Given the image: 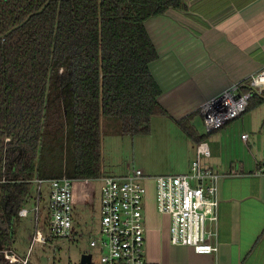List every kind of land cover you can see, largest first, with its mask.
I'll use <instances>...</instances> for the list:
<instances>
[{"label": "trees", "instance_id": "trees-1", "mask_svg": "<svg viewBox=\"0 0 264 264\" xmlns=\"http://www.w3.org/2000/svg\"><path fill=\"white\" fill-rule=\"evenodd\" d=\"M169 8L186 5L0 0L1 249L13 244L31 180L102 176V117L120 135H149L152 117L170 118L149 71L157 53L144 26ZM263 101L264 92L255 94L245 111ZM197 114L174 120L194 146L208 135L194 127ZM0 264H9L3 255Z\"/></svg>", "mask_w": 264, "mask_h": 264}, {"label": "crops", "instance_id": "crops-1", "mask_svg": "<svg viewBox=\"0 0 264 264\" xmlns=\"http://www.w3.org/2000/svg\"><path fill=\"white\" fill-rule=\"evenodd\" d=\"M183 2L184 10L169 8L144 22L157 53L149 64L160 88L157 99L174 125V120L198 111L207 99L246 81L264 67V0ZM198 117L192 123L203 133L197 128ZM242 134H247L246 139ZM204 141L210 156L203 159V165L222 175L213 239L218 251L196 254L188 247L171 245L169 218L156 211L153 187L148 183L146 263L264 264V101L244 111L227 127L211 132ZM156 143L170 145L165 137ZM191 147L194 150L193 144ZM149 190L151 216L147 211ZM76 210L73 195V225Z\"/></svg>", "mask_w": 264, "mask_h": 264}, {"label": "built area", "instance_id": "built-area-1", "mask_svg": "<svg viewBox=\"0 0 264 264\" xmlns=\"http://www.w3.org/2000/svg\"><path fill=\"white\" fill-rule=\"evenodd\" d=\"M262 92L264 67L246 81L207 99L198 110L203 133L210 134L238 118L249 100ZM246 137L247 134L241 135L243 139ZM194 154L188 171L182 174L149 177L137 169L122 176L100 177L99 236L89 241V246L97 248L99 255L96 263L91 257L90 264H147L144 220L148 183L153 187L156 211L169 218V243L188 247L196 254L217 253L218 243L213 239L222 175L202 164L210 156L205 141L194 146ZM30 182V197L17 215L20 218L31 215L35 229L24 254H18L12 247L0 248V255L9 264H31L35 243L44 244L50 238L70 240L74 236L72 180L61 176L34 178ZM43 225L47 228L44 234L40 230Z\"/></svg>", "mask_w": 264, "mask_h": 264}, {"label": "rangeland", "instance_id": "rangeland-1", "mask_svg": "<svg viewBox=\"0 0 264 264\" xmlns=\"http://www.w3.org/2000/svg\"><path fill=\"white\" fill-rule=\"evenodd\" d=\"M113 121L105 117L101 120L102 175L122 176L138 169L143 176L156 177L188 171L189 164L195 156L192 143L168 118L165 116L152 118L150 135H120L115 132L116 123ZM197 128L204 130L200 116ZM164 137L170 142L169 148L156 143L161 142ZM183 144H187L186 147ZM203 162L204 160L202 164ZM234 163L233 165L236 164ZM72 184L74 207L77 209L74 213L73 238L70 240L50 238L44 244L35 243L30 255L32 264H79L83 253L90 254L93 263L98 260V249L90 247L89 241L99 236L101 181L99 178L72 180ZM152 204V190H149L147 200L149 216L154 214ZM34 229L31 215L20 218L15 227L12 249L18 254H24ZM40 230L42 234L47 233L44 225L40 226Z\"/></svg>", "mask_w": 264, "mask_h": 264}, {"label": "water", "instance_id": "water-1", "mask_svg": "<svg viewBox=\"0 0 264 264\" xmlns=\"http://www.w3.org/2000/svg\"><path fill=\"white\" fill-rule=\"evenodd\" d=\"M90 263H91V255L90 254L83 253L80 256V262H79V264H90Z\"/></svg>", "mask_w": 264, "mask_h": 264}]
</instances>
